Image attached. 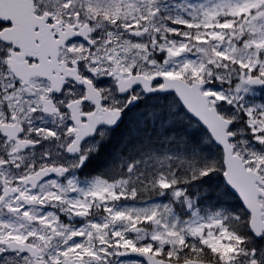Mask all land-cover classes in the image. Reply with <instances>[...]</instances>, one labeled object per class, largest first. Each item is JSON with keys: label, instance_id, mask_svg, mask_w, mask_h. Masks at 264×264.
I'll return each mask as SVG.
<instances>
[{"label": "snow or ice", "instance_id": "6c2138e0", "mask_svg": "<svg viewBox=\"0 0 264 264\" xmlns=\"http://www.w3.org/2000/svg\"><path fill=\"white\" fill-rule=\"evenodd\" d=\"M0 264H264V0H0Z\"/></svg>", "mask_w": 264, "mask_h": 264}]
</instances>
